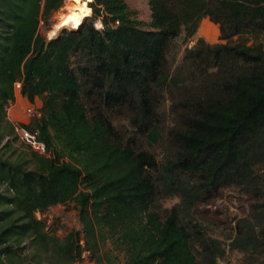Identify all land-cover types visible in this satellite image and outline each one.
<instances>
[{"label": "trees", "instance_id": "1", "mask_svg": "<svg viewBox=\"0 0 264 264\" xmlns=\"http://www.w3.org/2000/svg\"><path fill=\"white\" fill-rule=\"evenodd\" d=\"M64 3L0 0V264H41L29 245L100 261L106 242L118 264H264V0H148V23L90 0L48 39ZM206 18L218 40L188 45ZM17 83L40 103L17 126L46 147L21 161L5 157ZM228 197L235 215L215 204ZM69 202L82 233L59 239L37 214Z\"/></svg>", "mask_w": 264, "mask_h": 264}, {"label": "rangeland", "instance_id": "2", "mask_svg": "<svg viewBox=\"0 0 264 264\" xmlns=\"http://www.w3.org/2000/svg\"><path fill=\"white\" fill-rule=\"evenodd\" d=\"M77 1L81 3L86 2L87 5V3L90 0H77ZM77 1L65 0L64 6L53 14L51 18V23H52L51 29L48 31L41 30V33L46 38L48 39L50 38L52 31L55 32L56 35L62 28L74 29L71 25H67L61 28H57V26L60 24L62 18L65 15L67 16L71 13L72 10L71 8H73L74 5H77ZM125 2L129 5L130 8L136 11L138 19L143 20L144 22L147 23L150 21V9L148 5V0H125ZM84 17L82 18L81 22L84 20ZM199 36H202L208 42H216L218 40L217 26H215V24L210 22L208 19H204L193 40L187 44L192 45L195 39ZM184 46L185 44L182 45L181 52ZM16 93H17V100L8 107L6 111L7 112L6 115H7V119L11 121L15 125V127H18L17 126L18 123L29 121L30 117L27 113V110L29 108L33 110L37 109L40 103L38 100H36L34 103H29V102L23 103L21 97L18 95L17 89H16ZM30 155H31V149L27 144H25L19 139L17 133L15 132V134L12 137L11 148L9 149V151H7V153H5V157L10 158L11 160L21 161V160H29ZM29 166L31 167L30 164ZM229 194L233 195L232 193ZM174 201L175 200L167 201L166 205L170 206ZM215 204L221 208L227 206L229 212L232 215L238 213L239 202L233 197L232 198L228 197L226 199H218L215 201ZM37 217L44 219L47 223V229H49L50 232L54 233L59 239L63 238L68 232L72 230L82 233V224L79 219V212L75 208L73 202H69L65 205L58 204L51 206L45 213L43 214L38 213ZM27 244H28L27 241H24L22 243V245L24 246ZM81 245L84 247L85 245L84 242H82ZM34 254H37L35 260L41 261V264L59 263V261L56 260L51 253L41 254L40 252L32 248L30 245L25 247V249L22 252V256L25 255L29 258L33 257ZM98 255L100 257V261H96L92 256V254L89 251L85 250L82 253L80 264H118L124 262L122 255L114 251L111 248L109 242H106L104 246L100 245ZM240 256L241 255L237 252H229L227 253L225 259L220 262V264H237L240 259ZM15 264H24V261H17Z\"/></svg>", "mask_w": 264, "mask_h": 264}, {"label": "built area", "instance_id": "3", "mask_svg": "<svg viewBox=\"0 0 264 264\" xmlns=\"http://www.w3.org/2000/svg\"><path fill=\"white\" fill-rule=\"evenodd\" d=\"M95 27L97 29H101L102 28V24L100 21H97L95 23ZM20 87V84L17 83L16 84V89L18 90ZM27 113L29 115V117H39L40 116V113L37 109H31L29 108L27 110ZM16 133L19 137V139L24 142L25 144H27L32 150L36 151L37 153L39 154H45L46 152V147H45V144L43 141H41L39 138H38V133L37 132H29L28 130H26L25 128L23 127H16Z\"/></svg>", "mask_w": 264, "mask_h": 264}, {"label": "bare ground", "instance_id": "4", "mask_svg": "<svg viewBox=\"0 0 264 264\" xmlns=\"http://www.w3.org/2000/svg\"><path fill=\"white\" fill-rule=\"evenodd\" d=\"M77 1V0H76ZM81 2L77 1V5H74L73 8H71V13L69 15H65L60 24L57 26V28L65 27L67 25H71L73 28L79 27L81 20L84 16H87L91 13L90 8L88 5H86V2ZM86 18V17H84ZM71 28V27H70ZM56 29V28H55ZM54 30V29H53ZM55 36V32L52 31L50 37Z\"/></svg>", "mask_w": 264, "mask_h": 264}, {"label": "crops", "instance_id": "5", "mask_svg": "<svg viewBox=\"0 0 264 264\" xmlns=\"http://www.w3.org/2000/svg\"><path fill=\"white\" fill-rule=\"evenodd\" d=\"M207 19V18H206ZM210 24V23H209ZM215 26H217V25H215ZM216 28V27H215ZM218 29V28H217ZM18 95H19V93H18ZM20 96V95H19ZM21 97V96H20ZM17 100V93H16V99H15V101ZM21 100H22V102L24 103V102H28V100L27 99H25V98H23V97H21ZM30 103V102H29Z\"/></svg>", "mask_w": 264, "mask_h": 264}, {"label": "water", "instance_id": "6", "mask_svg": "<svg viewBox=\"0 0 264 264\" xmlns=\"http://www.w3.org/2000/svg\"><path fill=\"white\" fill-rule=\"evenodd\" d=\"M80 25H81V23H80ZM80 25H79V26H80ZM77 28H78V27H77ZM77 28H74V29H77ZM50 38H51V37H50Z\"/></svg>", "mask_w": 264, "mask_h": 264}]
</instances>
